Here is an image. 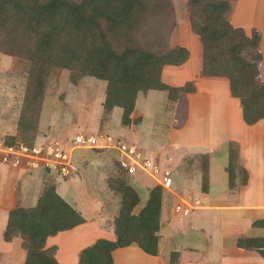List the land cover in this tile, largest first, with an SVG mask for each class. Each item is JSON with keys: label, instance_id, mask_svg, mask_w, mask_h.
Returning <instances> with one entry per match:
<instances>
[{"label": "trees", "instance_id": "trees-1", "mask_svg": "<svg viewBox=\"0 0 264 264\" xmlns=\"http://www.w3.org/2000/svg\"><path fill=\"white\" fill-rule=\"evenodd\" d=\"M184 8L189 30L200 42L199 74L227 80L229 94L239 100L246 124L264 118L258 32L246 35L241 28L231 26L224 17L228 9L225 0H185ZM173 23L169 0H0V53L25 60L29 66L16 120L17 134L2 142L12 144L18 139L32 146L44 85L55 69L68 70L73 84L83 76L105 81L103 114L119 107L122 126L139 122V117L130 116L139 92H192L191 80L171 86L160 78L164 65H179L188 57L184 46L168 45ZM236 160L237 148L228 146L225 171L229 187L234 186ZM202 168L204 173L206 160ZM239 168L240 183L244 184L246 174ZM160 198L161 187L154 185L134 214L138 195L129 185H122L112 221L115 241L97 239L80 249L77 264H111L110 251L131 242L154 253L143 245L148 240L156 242L153 232L158 230ZM82 222L80 214L55 192L52 182L44 180L33 206H18L8 212L4 236L9 238L13 232L20 236L22 264H57L55 247L44 248L45 238ZM254 224L264 227V219ZM236 246L257 251L262 247V252L264 238H239Z\"/></svg>", "mask_w": 264, "mask_h": 264}, {"label": "rangeland", "instance_id": "rangeland-1", "mask_svg": "<svg viewBox=\"0 0 264 264\" xmlns=\"http://www.w3.org/2000/svg\"><path fill=\"white\" fill-rule=\"evenodd\" d=\"M169 1L173 10L174 23L172 25L171 31L169 32L168 45H184L188 50L189 57H187L181 66H166L162 73V80L170 85H181L186 80H191V78H193L192 76H198L197 69L200 62V43L197 36L192 34L189 30L188 16L184 8L185 0ZM225 1L228 4V1ZM259 7H261V9H259ZM235 10V17L237 19L245 17L247 21H249V19L251 20L250 14L253 13L256 19V25L259 24L263 26L264 29V0H242V2L238 3V6ZM224 17L226 19L225 14ZM262 50L264 58V48H262ZM28 67L27 61L0 53V139L10 136L8 133L13 129L12 127L15 126L19 115L21 100L26 92ZM174 70H176L178 73L172 77L170 75ZM69 77L70 72L66 69H55L48 76L44 85V97L40 103V113L38 112L40 125L38 129L37 123L35 136L38 137L39 140L42 137L43 141L57 142L61 150H65L67 153H69L71 158L69 166L71 173L66 177H61L57 173L51 172L52 174L50 173L45 176L42 175V178L47 180L48 183H54L53 181H58L56 183L57 186H66L68 189H70L71 192L69 197L71 198L73 205L75 203L74 206L78 210L82 211L84 217H87L88 215L94 216L95 212L103 210L102 207L106 205L107 207H105L107 208L108 213L104 214L105 216L103 220H105V222L99 223L97 220H95V222L102 230H111V225L110 227L108 226V224H110V218L108 219L110 215L108 214H117L118 212L121 186L126 184L141 192L143 189H140L139 185H142L143 187L146 185L149 187L151 184L154 185L157 179H155L152 174L150 175L137 169L133 173H128L124 171V169L120 168L117 163L115 164L119 157L115 151V146L118 145V143L133 145V142L129 141L127 137L131 134L130 131H132L134 134H138V128L136 127L137 123H131L127 127L120 125L119 120L117 121L116 117L117 111H120V109L117 107V110L113 111V115L110 111L108 115L104 116L101 103L104 97L105 81L97 80L89 76H83L79 78L75 84H73L70 82ZM258 78L263 82V80L260 79V73L258 74ZM214 82L218 81L207 79L206 77V79L201 80V83L196 84L198 85V88H200L201 93L207 94V97L210 98V107L213 106L216 111L219 110V118H221V121L224 122L226 119V111L225 113L223 112L225 101V99H223L224 96L221 94L223 87H215L213 84L210 85ZM183 97L184 96L180 94L181 100L176 101L178 100L176 99V92L158 90H149L144 94V96H142L141 93H138L137 97L139 101L143 100L141 103H145V106L147 107L144 116L150 117L153 115L155 128L157 129L162 126V130L161 132L154 130L152 136L149 137H146V134L142 135L143 138H140V142L135 143L136 145L134 146H137L136 149L140 151L142 150L144 153H146V155L149 154V152H152L154 158H151L154 161L158 160L157 155L160 152L165 153L163 158H172V161L169 162L170 169H173L171 171V185L177 182L179 179L175 168L178 167L179 169H182L183 164L186 163V161L181 159V163H177L179 164V166H177L176 160L179 158L180 154L184 152V150L194 151L196 149L195 147V149L193 147L189 148L184 144H189V142L192 144L197 143L193 138L197 135L196 127L199 123H201V121H203L201 120L196 125V123L189 120L186 128L177 129L185 116V104ZM232 101L238 102L237 99H232ZM232 101H227L229 108L228 117L230 118L231 116V119H233V117L236 115V117L239 118L238 121H241L242 117H240V115L237 116L236 103L234 102L233 105ZM237 105V108L239 107L241 109L239 102ZM221 107L222 112L220 111ZM137 109L139 110L138 106ZM138 112H133L130 114V116L135 118L138 116ZM194 113L191 114V118H198V113ZM36 119L38 121V117ZM52 125L53 128L51 127ZM185 131L186 135L193 133L192 135L194 136L188 135L187 138H184L183 135L185 134ZM200 131L201 134L203 131L205 132V126L201 125ZM75 134H92L96 140V145H98V148L92 147V149H84L81 146L70 148L72 145V137ZM149 138H151L150 142H157V144H153L151 148L143 146L142 144L143 139L148 140ZM173 143H177L178 148L172 149ZM112 145L114 146L112 147ZM225 145L226 144H221L219 146L220 148L217 147V149H215L214 153L211 155L213 158L208 159V162L213 161V163L210 165V168L219 171V176H222L220 181H223L222 183L224 184L226 183L225 177H227V173L223 170V168L219 167H221L226 158L224 153ZM228 146L237 148L232 142H228ZM108 147L115 149H108ZM101 151H103V153ZM197 151H205L204 153L207 154H203L202 156L198 154L199 156H195L191 158V160L189 159V162L186 164L189 166L193 165V167H199L202 165V162L206 160L207 155L210 156L208 153L209 151L205 149L198 148ZM236 164L238 166L236 168L235 175L238 176V181L240 182L239 177L241 172L239 170L240 165L238 160H236ZM80 170L82 175L79 173V175H77L79 183L75 186L71 185L67 179L71 178L69 180H74L75 175L73 177V173L76 171L80 172ZM204 175L205 173H203V178H205ZM37 177L40 179L38 172ZM62 178L67 179L62 180ZM202 181V185H204L205 179ZM263 181L264 180H262V183H264ZM192 187L193 188H191L190 191L198 190L196 184H192ZM161 189L163 188L161 187ZM222 194L223 195H218L212 199L217 200V202L221 204H223V202L229 204L237 200L236 194ZM165 195L166 193H164L162 197L164 198ZM15 196L18 200L15 201L14 208H17L19 204L26 203L19 200L20 196L16 195V192ZM94 201H97L98 204L94 205ZM173 202L175 201L171 200V206L173 205ZM195 211L201 212L199 213L201 214L200 216H208V218L206 216L202 217L201 220L193 217L195 219L194 221L197 223L194 224L192 228L195 227V232L197 233L198 237H195L191 231H189L187 235L183 236L178 234L181 232V228L191 226L190 224H187V221L190 222V220H192V216L190 217L192 211H190V214L186 216V218L183 217L179 223L173 222L169 227V230L166 229L168 228L166 226H164L165 228L159 230V233L161 234H168V231H170V233L173 231V233L169 236L167 243H164L163 245H170L172 250H179L180 245L198 244L200 247L202 245V259H207V261L209 260L212 264H223V262H227V251L225 248L221 250L219 245L221 229L219 211L194 210L193 213ZM1 215L5 216V212L2 210ZM105 226H107L108 229H106ZM259 230L262 232L256 233L255 229L251 228L250 231L248 230V232L247 230H239L238 232L234 231L233 234L235 233L237 236L248 235L254 231L253 234L264 235V229ZM105 231L99 233L93 232L86 235L81 233L80 236L78 235V230H74V233L68 232L69 234L66 236V239H71L72 235H75L74 242L72 245H59L60 247L62 246V248H67L64 249V254L58 257L59 261L62 264H68L67 262H71L69 264H74L75 260L77 259L76 251L80 248L82 249L86 246H90L92 240L98 236L97 234H99L100 237H97L96 240L104 238V240H107V237H112L111 235L109 236V233L106 234ZM176 231H178V233ZM12 235H14L12 237L13 243L12 245H9L11 250L8 252L7 257H10V253L12 252L13 257L11 256V258L13 261L11 264H21L19 252L21 239L16 232H13ZM17 236L19 238H17ZM132 244L134 245L135 242L128 243L127 245ZM50 247H53V245H47L44 248ZM224 247H226V245H224ZM165 248H167V246H165ZM165 258L166 257L164 256L163 259ZM57 261L58 260L56 259V262ZM3 262L4 260L1 261V263ZM164 262H167V264H176L179 261L178 259H175V257L173 258L172 255L170 260L165 259ZM57 264L59 263L57 262Z\"/></svg>", "mask_w": 264, "mask_h": 264}, {"label": "crops", "instance_id": "crops-1", "mask_svg": "<svg viewBox=\"0 0 264 264\" xmlns=\"http://www.w3.org/2000/svg\"><path fill=\"white\" fill-rule=\"evenodd\" d=\"M227 1H228V9L225 15H226V20L228 21V23L233 27L241 28L246 35H249V33L252 30H256L259 34V39L257 43V50L260 54V60L258 62V74L260 73V79L263 80V83H264V58L262 54L263 53L262 48H264L263 26L259 24L256 25V19L253 13L250 14L251 20L249 19V21H247L245 17H241L239 19L235 17V14H236L235 9L237 8L238 3L242 2V0H227ZM259 9H261V7H259ZM188 57H189V53H188ZM200 64L201 62H199L198 64L199 65L197 69L198 76L194 75L192 76L193 78H191L194 90L192 92L178 93L176 95V99H178L176 101H179L181 100L180 94H182L184 96L183 98H184V104H185L184 106L185 116L177 129L186 128L189 120L196 123V125L201 120L203 121H201V123H199L198 126L196 127V130H197L196 136L192 135L193 133H189L186 135V131H185V134L183 135L184 138H187L188 135L194 136L193 139L194 141L196 140L197 143L192 144L191 142H189V144H184V145L188 146L189 148L195 147L196 149L194 148L195 149L194 151L184 150V152H182L179 158L176 160V164L181 163V159H183L184 161H186V163H188L189 162L188 160L189 159L191 160V158L195 156H199V155L202 156L203 154H207V153H204L205 151H202V152L197 151L198 148L209 151L208 153L210 154V156L207 155L206 157V171L204 172L205 178H206L205 184L202 185V182H203L202 181L203 180L202 179V176H203L202 165H200L199 167L197 166L193 167V165L189 166L188 164L185 163L183 164L182 169H179L178 167H176L175 170L179 176L178 181L171 185L172 183V180H171L170 184L167 187H162L163 189H161L159 217H158V230L156 232H153V235L156 238L155 239L156 242L154 244L148 240L147 242H145V245H143L148 250L154 251V253L144 251L137 244L115 247L113 250L110 251L111 264H167V262L165 263L164 260L165 259L170 260L172 255H173V258L175 257V259H178L179 261L176 264H212L209 260L207 261V259H202V256H201L203 252L202 245L201 247L198 244L180 245L179 250H172L170 245H163L164 243H167L169 236L173 233V231L171 233L170 231H168L167 232L168 234L166 233L161 234L159 233V230L165 228L164 226L168 227L166 229L169 230V227L172 225L173 222L179 223L183 217L186 218V216L190 214V211H192L190 215V217L192 216V220H190V222L187 221V224L188 225L190 224L191 226L181 228L180 233H178V231L176 232L180 236H183V235H187L189 231H191V233L195 237H198L197 233L195 232L196 231L195 227L192 228V226H194V224L197 223L194 221L195 220L194 218L201 220L202 217H205L206 215L200 216L201 214L199 213L201 212L195 211L193 213L194 210H201V211L218 210L219 211L220 223H221L220 224L221 229H220V236H219V245H220L221 250L225 248V250L227 251L226 257H228L227 262H223V264H264V248L261 252L259 250L262 249V247L257 251L253 248H241V247L236 246L237 240L239 238H257V237L264 238V235L253 234L254 231H252L248 235L237 236L235 233L233 234L234 231L238 232L239 230H244V231L247 230L248 232V230L250 231L251 228H254L256 233L262 232L259 229H264L263 226H257L254 224L255 221L264 219V183H262V180H264V118L256 121L255 123L251 125L245 124V122L242 121L243 119H241V121H238L239 118L236 117V115L233 117V119H231L232 118L231 116L229 118L228 117L229 108L227 105V101L228 100L232 101V99H237V98L232 97L229 94L227 80L224 77L200 75L199 74ZM181 65H183V63L179 65H175V66H181ZM166 66H173V65H164L162 67L161 74H160L161 81H163L162 73ZM175 72L176 70L171 72L172 74L170 76L173 77L174 75H177L178 72L176 73ZM206 77L207 79H213V80L218 81V82L211 83L210 85L213 84L215 87H223V91L221 92V94L224 96L223 99H225L223 112L225 113L226 111V119L224 120V122H222L221 118H219V113H220L219 110L216 111V109L213 108V106L210 107L211 105L209 102L210 98L207 97V94L205 93L202 94L200 91V88H198L197 84L201 83V80L206 79ZM171 86H179V85L171 84ZM158 91H162V90H158ZM144 94H142V96H144ZM137 97H138V93L135 99V104H134L132 113L139 111L138 116L140 120L136 126L138 128L137 129L138 134H134L132 131H130L131 134L128 135L127 137L129 141L133 142V145H136L135 143L140 142L139 139L143 138L142 135L146 134L145 136L149 137V136H152V133L154 132V130L157 132H161L162 130V126H160V128H157L158 130L155 128L153 115H151L150 117L144 116V113L146 112L147 107L145 106V103H141L143 102V100L139 101ZM234 102L235 101H232L233 105H234ZM238 102H235L237 116L240 115L241 117V109L239 107L237 108ZM137 106L139 110L137 109ZM114 110H117L116 107L112 108L111 110L112 115H113ZM233 110H234V107H233ZM220 111L222 112V107ZM194 112L198 113L197 114L198 118L196 119L191 118L192 117L191 114ZM120 113H121V109L120 111H117V114H116L117 121L119 120ZM163 113H164V109H163ZM37 123H38V129H39V125H40L39 114H38ZM200 124L202 126H205V129H206V131L205 132L203 131L202 134L200 131L201 129ZM51 127L53 128V125ZM124 127H127V126H124ZM12 128L13 129L9 131L8 133L10 136L17 134L16 123H15V126ZM42 139L43 138L41 137V139L39 140L38 137L35 136L34 142H37V143L44 142ZM150 140L151 138H149L148 140L143 139L142 141L143 146H147L151 148L153 144L154 145L157 144V142L153 143V142H150ZM228 142H232L236 145L239 165L240 167L244 169L245 174H246L244 184H241L238 181V176L236 175L235 176L236 180L234 179V185L236 186H233L232 188L228 186L227 177H225L226 183L225 184L222 183L223 181L222 182L220 181V178L222 176L221 177L219 176V173H218L219 171H216L210 168L211 167L210 165L213 163V161L208 162V159L213 158L211 155L214 153L215 149H217V147L220 148L219 146L221 144H226L227 148H226V145L224 146V153H225L226 158H225V161L222 163L221 167H219V168H223V170L225 171V166L227 164ZM191 145H195V146H191ZM113 146L114 145H112V147ZM112 147H108V149H115ZM83 148L87 149V147H83ZM176 148H178V144L173 143L172 149H176ZM115 151L117 152L119 156L118 161L115 162V164L116 163L118 164L121 158H120L118 151L116 149ZM101 152L103 153V151ZM142 154L146 157L154 158V155L152 152H149V154L146 155V153L142 151ZM163 156H165L164 152H160L157 155V158H158L157 161L160 164L165 163V158H163ZM171 161H172V158H170V162ZM177 166H179V164H177ZM35 171L38 172L40 179H38L37 172ZM45 171L46 170L44 168L39 167V166L37 167H11L7 164L0 163V264H3V263L11 264L13 261L11 258V256L13 257L12 252L10 253V257H7V255H8V252H10L11 250L9 245H12L13 243L12 237L14 235L11 234L9 238H6L4 236V232L7 227L8 212L14 208V205H15L14 203L16 200H18L16 199L15 192H16V195L20 196L19 197L20 201L26 202L25 204H19L18 206H23V207L33 206L36 202L40 186L42 182L44 181V178H42V175L45 176L51 173V172H48L46 174ZM78 173L81 174V170L80 172L76 171L75 173H73V177L75 175V179L73 178L74 180H69L71 178H68V179L62 178V180L67 179V181L70 182L71 185L75 186L79 183V179L77 178V175H79ZM53 182L54 183L52 184L54 185L55 192L67 204H69L74 210H76L80 214V216L83 218L82 223L70 229L57 231L53 235H48L44 240V244H43L44 247L47 245H53L55 247L54 254H53L54 259L56 258L58 260L57 262L59 264H62L59 261L58 257L62 256L65 252L64 249H67V248H62V246L60 247L59 245H72V243L74 242V237H75V235H72L71 239L69 238L66 239V236H68L69 234L68 232L74 233V230H78L79 236L81 235V233H83V235H86V234H90L93 232H98V233L104 232L105 230L104 229L102 230L99 227V225L95 222V220H97L99 223H104L105 222V220H103L105 216L104 214L108 213L107 212L108 210L106 208L107 206L104 205L102 207L103 210H99L98 212H95L94 216L88 215L87 217H84L83 216L84 214H82V211L78 210L74 206L75 203L73 205L72 200L69 197V194L71 192L70 189H68L66 186L65 187L63 186L59 187V185L57 186L56 183L58 181H53ZM34 183H37V184H34ZM192 184H196V187L198 189L197 191H190V189L193 188ZM154 185H158V184L155 182ZM154 185L151 184L149 185V187L146 185H144L145 187H143L142 185H139L140 186L139 188L143 189V191L141 192L133 187L134 191L138 195L139 201L133 207L132 213L136 214L139 211V209L144 205L147 199V196H148V191ZM164 193H166V195L163 198L162 195ZM222 193L236 194L237 200L229 204L224 203V202L223 204H221V203H218L217 200L212 199L213 197H216L218 195H223ZM171 200L175 201L173 202L172 206H171ZM93 204L97 205L98 202L94 201ZM175 207H178V209H176ZM1 210L5 212V216L1 215ZM108 215H110L108 217V219L110 218V224H108V226L110 227L111 225V230H106L105 232L106 234L109 233V236L111 235L112 237L111 238L107 237L106 239L110 241H114L115 233L113 231L112 221H113V217L116 216V213L115 214L109 213ZM206 217L208 218V216ZM105 227L106 229H108L107 226ZM196 228H200V227H196ZM97 235H98L97 237H100L99 234ZM17 238L19 237L17 236ZM96 238L92 240V243L96 241ZM224 245H226V247H224ZM165 246H167V248H165ZM19 249H20L19 252H20V260H21L20 263L22 264L23 258H24V251L20 247ZM80 249L76 251V257ZM164 256L166 257L165 259H163ZM3 260L4 262L1 263V261ZM67 263L69 264L71 262H67ZM74 264H77V259L75 260Z\"/></svg>", "mask_w": 264, "mask_h": 264}, {"label": "built area", "instance_id": "built-area-1", "mask_svg": "<svg viewBox=\"0 0 264 264\" xmlns=\"http://www.w3.org/2000/svg\"><path fill=\"white\" fill-rule=\"evenodd\" d=\"M73 147L98 148L92 134H75L72 137ZM120 155L118 166L128 173L136 169L152 174L160 187H167L171 182L170 158L165 157V163L146 157L134 145L118 143L115 146ZM71 158L69 153L61 150L57 142H34L27 147L17 140L12 144H5L0 139V163L11 167H42L48 172H54L61 177H66L70 172ZM178 209V207H176Z\"/></svg>", "mask_w": 264, "mask_h": 264}]
</instances>
